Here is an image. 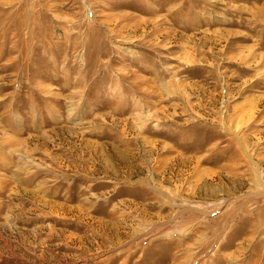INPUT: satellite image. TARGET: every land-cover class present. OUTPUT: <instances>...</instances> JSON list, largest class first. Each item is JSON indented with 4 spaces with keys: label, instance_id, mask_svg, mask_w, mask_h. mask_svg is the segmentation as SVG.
<instances>
[{
    "label": "rangeland",
    "instance_id": "obj_1",
    "mask_svg": "<svg viewBox=\"0 0 264 264\" xmlns=\"http://www.w3.org/2000/svg\"><path fill=\"white\" fill-rule=\"evenodd\" d=\"M0 264H264V0H0Z\"/></svg>",
    "mask_w": 264,
    "mask_h": 264
}]
</instances>
